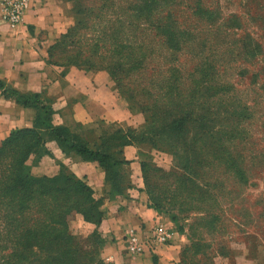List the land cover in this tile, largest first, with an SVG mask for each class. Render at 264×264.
Returning a JSON list of instances; mask_svg holds the SVG:
<instances>
[{"label":"rangeland","instance_id":"obj_1","mask_svg":"<svg viewBox=\"0 0 264 264\" xmlns=\"http://www.w3.org/2000/svg\"><path fill=\"white\" fill-rule=\"evenodd\" d=\"M66 1L76 20L87 11L101 15L94 36L106 34L111 40L114 35L141 56L143 68L130 84L159 98L170 90L171 104L182 100L189 112L188 130L178 138L173 133L148 136L147 122L157 111L151 109L166 105L162 97L146 94L147 104L139 95L138 104L133 103L114 89L107 72L82 71L78 84L87 78L92 82L89 96L80 100L22 94L28 93L27 100L39 108H50L44 121L61 135L64 128L77 143L99 148L119 163L109 167L108 161L104 166L82 161L38 129L41 158L30 151L25 161L32 174L51 176L64 166L86 181L104 213L112 180L124 189L122 196L170 214L190 238L178 264H233L237 250L264 246V0ZM71 68L77 69L56 70ZM197 123L198 135L191 127ZM130 130L134 138L129 139ZM204 137H210V144H204ZM220 147L239 156L246 181L226 171L218 160ZM75 163H89L95 171L78 175ZM71 217V232L85 239L91 232L81 222H89L80 214ZM79 243L92 253L97 246Z\"/></svg>","mask_w":264,"mask_h":264},{"label":"trees","instance_id":"obj_2","mask_svg":"<svg viewBox=\"0 0 264 264\" xmlns=\"http://www.w3.org/2000/svg\"><path fill=\"white\" fill-rule=\"evenodd\" d=\"M71 13L73 23L58 35L48 50V61L51 65L62 68L63 71L69 66H74L80 71H105L113 77L114 89L124 93L126 99L133 103L138 104L136 97L139 95L147 104L149 100H146V94L159 98L157 93L152 95L137 84L136 87L130 84V77L138 74L144 64L141 56L133 55L130 45L120 44L114 35L111 40L106 39V34L94 36V22L101 15L87 11L80 20H76L73 6ZM10 91L12 96L9 95ZM3 94L7 98L15 99L22 106L33 108L36 114L32 127L15 129L0 141V264H105L100 257L102 239L99 233L94 230L83 239L74 235L69 228L70 218L74 214H80L85 221L94 225H98L105 216V213L98 209V202L92 198V190L86 181L62 165H59L58 171L51 176H36L25 165V161L30 151L35 155V159L41 158L38 148L41 136L40 132H37L41 129L49 133V138L59 143L64 153L67 150L73 157H79L82 161H96L102 166L108 161L109 167L119 162L111 161L109 154L101 152L99 148L92 150L77 143L76 137H72L64 128L61 130L65 135H61L57 127H52L44 121L49 120L50 108H39L37 104L29 102L26 98L28 93L4 90ZM160 96L166 105L151 109L157 111L147 122L150 127L146 134L155 138L160 134L167 136L173 133L171 136L178 138L188 130L186 116L189 112L184 110L182 100L171 104L173 100L170 98V90L163 91ZM171 107H174V112ZM147 110L149 109L141 107L142 112ZM171 112L174 113L172 116ZM199 125L200 123L191 126L196 135L200 134ZM128 132L132 133L126 137L134 138L133 130ZM203 141L204 144H210V137H204ZM219 150L218 160L225 166L226 171L232 172L241 181H246L239 156L232 155L227 147H220ZM108 184V198L122 195L123 188H118L112 180ZM148 207L164 212L156 207ZM168 215L175 223L173 216ZM186 234L189 240V235ZM79 239L96 243L97 249L94 246L93 253L87 251L79 243ZM98 255L100 259L97 260Z\"/></svg>","mask_w":264,"mask_h":264},{"label":"crops","instance_id":"obj_3","mask_svg":"<svg viewBox=\"0 0 264 264\" xmlns=\"http://www.w3.org/2000/svg\"><path fill=\"white\" fill-rule=\"evenodd\" d=\"M3 1L0 0V6ZM72 23L71 6L65 0H28L20 22L15 25L9 24L0 16V140L12 130L32 127L36 114L33 108L22 106L15 99L5 97L4 90L43 92L49 96H62L67 99L73 97L79 100L89 96L92 80L87 78L81 81L82 83L79 82L80 85L77 82L79 75L84 72L71 68L60 73L56 70L59 67L51 65L48 61L50 46ZM103 107L105 109V106ZM103 117V114L99 116ZM64 122L67 123V120ZM73 167L78 175L92 176L95 171L89 163H75ZM97 187L101 188V185L95 186ZM104 208L105 216L98 225L76 219L85 224L86 233L94 230L99 233L102 239L100 257L105 262H179L188 237L186 231H180L168 214L150 208L140 200L122 195L109 197L105 200ZM154 227L167 230L169 237L166 244L146 248L144 253L138 255L127 252L128 234L135 232L144 240ZM234 257L233 264H264V246L237 250Z\"/></svg>","mask_w":264,"mask_h":264},{"label":"built area","instance_id":"obj_4","mask_svg":"<svg viewBox=\"0 0 264 264\" xmlns=\"http://www.w3.org/2000/svg\"><path fill=\"white\" fill-rule=\"evenodd\" d=\"M27 5L28 0H4L0 6V16L9 24H18ZM168 237L167 230L161 227L152 228L144 240L140 239L135 232H131L126 236V250L130 254H142L146 248L166 244Z\"/></svg>","mask_w":264,"mask_h":264}]
</instances>
